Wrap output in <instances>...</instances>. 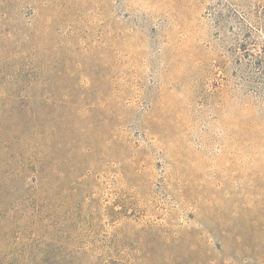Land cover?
<instances>
[{
	"label": "rangeland",
	"instance_id": "1",
	"mask_svg": "<svg viewBox=\"0 0 264 264\" xmlns=\"http://www.w3.org/2000/svg\"><path fill=\"white\" fill-rule=\"evenodd\" d=\"M0 264H264V0H0Z\"/></svg>",
	"mask_w": 264,
	"mask_h": 264
},
{
	"label": "trees",
	"instance_id": "2",
	"mask_svg": "<svg viewBox=\"0 0 264 264\" xmlns=\"http://www.w3.org/2000/svg\"><path fill=\"white\" fill-rule=\"evenodd\" d=\"M257 61H258V58H257ZM257 63H259V61Z\"/></svg>",
	"mask_w": 264,
	"mask_h": 264
}]
</instances>
